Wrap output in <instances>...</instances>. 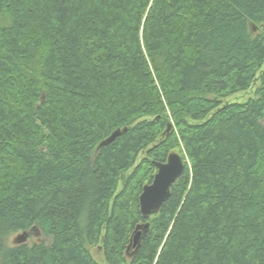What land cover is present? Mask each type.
I'll list each match as a JSON object with an SVG mask.
<instances>
[{
  "label": "trees",
  "instance_id": "obj_1",
  "mask_svg": "<svg viewBox=\"0 0 264 264\" xmlns=\"http://www.w3.org/2000/svg\"><path fill=\"white\" fill-rule=\"evenodd\" d=\"M171 151L183 172L143 219ZM92 248L264 264V0H0V264H99Z\"/></svg>",
  "mask_w": 264,
  "mask_h": 264
},
{
  "label": "water",
  "instance_id": "obj_2",
  "mask_svg": "<svg viewBox=\"0 0 264 264\" xmlns=\"http://www.w3.org/2000/svg\"><path fill=\"white\" fill-rule=\"evenodd\" d=\"M120 129L114 130L100 145L112 142L119 134ZM155 173L148 183L142 185L141 193L138 197L140 212L143 219L159 211L163 201L169 196L172 184L179 178L184 169V161L181 154L177 151H171L165 161H154ZM148 222L136 225L131 238L132 246L140 240L142 230L145 231ZM26 234L23 233L19 240H24Z\"/></svg>",
  "mask_w": 264,
  "mask_h": 264
},
{
  "label": "rangeland",
  "instance_id": "obj_3",
  "mask_svg": "<svg viewBox=\"0 0 264 264\" xmlns=\"http://www.w3.org/2000/svg\"><path fill=\"white\" fill-rule=\"evenodd\" d=\"M254 86L255 85H253L251 88L249 87L246 90L238 91V92L232 93L230 95H227V96L221 98V104H223L225 102H238V103L239 102H245L247 99L254 96V92H253ZM22 234H23L22 232H18L16 234L10 235L9 236L10 238H8V239H10L12 242H18L16 237H20V236H22ZM33 235L34 234H30L29 236L32 238ZM26 237H28V236L26 235ZM26 237L23 241H27ZM31 238H29V239H31ZM19 241L21 242L22 240H19ZM91 252H92L93 256L95 257V260H97L99 264H106L105 261L103 260V257L101 255L100 250H96V248H92Z\"/></svg>",
  "mask_w": 264,
  "mask_h": 264
},
{
  "label": "bare ground",
  "instance_id": "obj_4",
  "mask_svg": "<svg viewBox=\"0 0 264 264\" xmlns=\"http://www.w3.org/2000/svg\"><path fill=\"white\" fill-rule=\"evenodd\" d=\"M96 250H100L99 248H96Z\"/></svg>",
  "mask_w": 264,
  "mask_h": 264
}]
</instances>
